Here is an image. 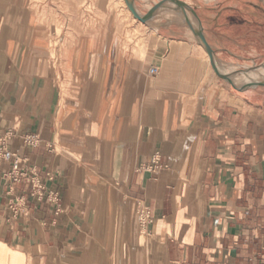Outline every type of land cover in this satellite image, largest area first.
Masks as SVG:
<instances>
[{
	"label": "crops",
	"instance_id": "1",
	"mask_svg": "<svg viewBox=\"0 0 264 264\" xmlns=\"http://www.w3.org/2000/svg\"><path fill=\"white\" fill-rule=\"evenodd\" d=\"M131 1L142 16L168 1L177 21L168 6L142 23L112 19L110 0H0V154L57 195L7 185L0 161V244L21 264H264V87L242 88L264 79L218 62L264 61V0Z\"/></svg>",
	"mask_w": 264,
	"mask_h": 264
},
{
	"label": "built area",
	"instance_id": "2",
	"mask_svg": "<svg viewBox=\"0 0 264 264\" xmlns=\"http://www.w3.org/2000/svg\"><path fill=\"white\" fill-rule=\"evenodd\" d=\"M24 143L27 145H37L40 140L36 135H27L24 137ZM0 161L8 162L10 165L9 171L4 175L3 179L9 186L23 184L26 187L28 196L37 201H41L44 197L50 201H56L57 195L51 191H47L45 186L40 182L37 176V172L34 167H29L26 161L15 156L9 151H4L0 154ZM161 169L159 164V154L154 153L150 162L144 166V170L150 173H155ZM51 180V177H49ZM23 197L14 196L10 200V208L17 211L23 203ZM137 222L141 231H145L151 224V219L147 210L138 207L137 208Z\"/></svg>",
	"mask_w": 264,
	"mask_h": 264
},
{
	"label": "rangeland",
	"instance_id": "3",
	"mask_svg": "<svg viewBox=\"0 0 264 264\" xmlns=\"http://www.w3.org/2000/svg\"><path fill=\"white\" fill-rule=\"evenodd\" d=\"M168 1L163 2V4L159 7V9L157 10V12L153 15L152 19H159V17L161 15H159V12L161 10H163L165 8V6L169 7V21H177V19H175V15L174 12L178 9H174L173 7H170L169 4L165 5ZM170 2V1H169ZM125 1L124 0H110V5H111V18L112 19H129L131 21H133V17L129 14H126V16H123V12L121 11V9H124V4ZM154 4L150 9H152L154 6L158 5ZM146 7H149L148 5ZM138 14L139 12L136 11ZM125 15V14H124ZM140 15V14H139ZM183 15L188 16V14H186V12H183ZM135 21H137L135 19ZM183 21V20H181ZM199 31V25H198V29L196 30ZM221 65V69H223L225 72H227L228 74H242V73H247V72H251V73H247L245 74V78L246 81L248 82L249 79H251V75L254 69H257L259 67H261V69H259V71L261 72V76L259 79H264V61H258L252 64H231V63H226L223 61H218ZM225 66V68L223 66ZM232 67L233 69L231 70V68L229 69L230 71H227L226 68ZM226 76L221 77L223 80L226 81L225 79ZM246 87H264L263 84H257V85H245L242 88H246ZM144 236L140 234V239L141 241L143 240ZM139 240V242H141ZM3 252L5 253V256L7 257V261L5 262L4 260L0 259V264H21V256L18 255L17 253L11 252L8 249H4Z\"/></svg>",
	"mask_w": 264,
	"mask_h": 264
},
{
	"label": "water",
	"instance_id": "4",
	"mask_svg": "<svg viewBox=\"0 0 264 264\" xmlns=\"http://www.w3.org/2000/svg\"><path fill=\"white\" fill-rule=\"evenodd\" d=\"M124 1H125V4H126L127 9L132 14L133 18L136 19V20H138V21H140V22H142V23H145L148 20H150L153 17V15L157 12V10L159 9V7L163 4V3H159L158 5L154 6L152 9H150V11L146 15L142 16V15H139L136 12L135 7L133 5V2L131 0H124ZM170 2L171 3H175L177 6H180V7H183V8L185 7L184 4H182V3L178 2V1H170ZM193 16L195 17L194 14H193ZM195 36L197 37L198 41L201 43V45L205 49V51H206V53H207V55L209 57L210 64H211L212 68L214 69V71L217 73V75H219L220 77H223V75H220L218 73V71H217V69L215 67V60H214V56H213V51L211 50V48L209 47V45L205 41V39L203 37V34L200 31H198L197 33H195ZM225 79H226V81L228 83H230L231 85H233L226 77H225Z\"/></svg>",
	"mask_w": 264,
	"mask_h": 264
},
{
	"label": "bare ground",
	"instance_id": "5",
	"mask_svg": "<svg viewBox=\"0 0 264 264\" xmlns=\"http://www.w3.org/2000/svg\"><path fill=\"white\" fill-rule=\"evenodd\" d=\"M182 17V16H181ZM180 17V18H181ZM186 19V18H185ZM191 27H193V26H191ZM215 65H216V63H215ZM230 68H226V70L227 71H230L229 70ZM232 70V69H231ZM252 76V75H251ZM4 249H7L5 246H3V245H1L0 244V259H2V260H4L5 262L7 261V257L5 256V253L3 252V250Z\"/></svg>",
	"mask_w": 264,
	"mask_h": 264
}]
</instances>
